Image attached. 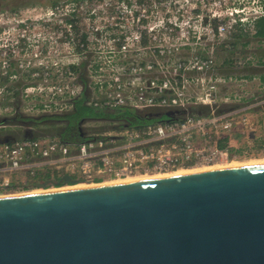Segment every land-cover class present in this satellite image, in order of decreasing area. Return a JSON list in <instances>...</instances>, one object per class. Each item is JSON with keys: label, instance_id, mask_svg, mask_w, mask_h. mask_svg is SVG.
<instances>
[{"label": "built area", "instance_id": "2783aa9c", "mask_svg": "<svg viewBox=\"0 0 264 264\" xmlns=\"http://www.w3.org/2000/svg\"><path fill=\"white\" fill-rule=\"evenodd\" d=\"M238 2L56 0L40 14L32 13L36 7L1 11L0 112H14L5 103L16 91L28 115L71 111L81 96L105 109L204 106L210 112L114 130L78 144L50 135L0 143V194L31 188L25 186L47 170L101 183L237 158L232 145L222 148L219 141L252 128L251 113L264 105L260 77L219 72L218 49L241 31L254 35L255 23L264 18L263 5L252 17ZM231 58L237 68L264 63L256 52ZM250 84L258 94L247 90Z\"/></svg>", "mask_w": 264, "mask_h": 264}, {"label": "water", "instance_id": "95a60500", "mask_svg": "<svg viewBox=\"0 0 264 264\" xmlns=\"http://www.w3.org/2000/svg\"><path fill=\"white\" fill-rule=\"evenodd\" d=\"M0 264H264V163L0 198Z\"/></svg>", "mask_w": 264, "mask_h": 264}, {"label": "trees", "instance_id": "16d2710c", "mask_svg": "<svg viewBox=\"0 0 264 264\" xmlns=\"http://www.w3.org/2000/svg\"><path fill=\"white\" fill-rule=\"evenodd\" d=\"M18 8H13L10 11H17ZM255 30L256 33L254 35H250L247 32L241 31L240 34H237L233 41H231L227 47H223L224 51L231 53H240L237 44L238 41L242 38L250 36V39H258L259 41L264 40V18H261L257 20L255 23ZM247 44V43H246ZM252 43H249V45H246L247 48L244 49V52L240 53V55L246 54L248 52H258L264 57V54L260 51L263 49V47L258 46L257 50L250 51ZM235 56V55H233ZM231 56V57H233ZM231 57H225L221 59L220 69L221 68H234L237 70H248L251 69L257 70V69H264V63L262 67H245V68H237L234 65V59ZM228 74V73H227ZM248 77H253V75H250ZM259 77L264 81V74H259ZM19 92L16 91L14 96H11L12 98H15L13 101L7 100V105L14 106V112L11 114H7L3 117H0V128H4L5 126H14L21 129V134L19 138L15 137H6L0 139V143H3L5 139H9L10 143L17 139H37L43 137L45 134L38 133V129L40 126H53L55 130L53 132L48 131V135L50 136H57L60 139H62L64 142L69 144H78L81 142H84L88 139H91L96 136H101L105 134H95V133H89L85 132V130L82 129L83 122L87 120H105L115 123L114 130H121L127 127H141L143 125H146L148 123L153 122H159L163 119L171 118V116L167 115L165 112L169 110H149L145 112H140L133 110L131 108H118V109H105V108H98L94 107L92 105H88L86 103L87 97L81 96L80 98L75 100L74 108L71 111L64 112V113H43L38 115H28L20 110V100L18 99ZM10 97V98H11ZM176 111V110H175ZM179 111L178 114L175 115V119H182L185 117L186 114L191 115H207L210 110L207 107L199 106V107H190L188 110H177ZM163 112L160 116H150L148 114H158ZM90 134V135H89ZM219 145L222 148L228 147L229 145V138L226 137L224 139H221L219 141ZM230 150L232 152H239L238 149L231 147ZM233 156V153L231 154ZM55 172H45L46 176L45 179H50L51 173H54L53 183L56 184L57 187H61L65 184V182L58 183L60 178L62 177V174ZM29 184V183H28ZM34 186L37 184L31 183ZM25 187H29V185H26Z\"/></svg>", "mask_w": 264, "mask_h": 264}, {"label": "rangeland", "instance_id": "374dc122", "mask_svg": "<svg viewBox=\"0 0 264 264\" xmlns=\"http://www.w3.org/2000/svg\"><path fill=\"white\" fill-rule=\"evenodd\" d=\"M56 0H0V12L4 10H11L13 8H18L17 11H28V9L32 7H36L37 9L34 10L32 13L40 14L41 7L46 4H51L55 2ZM238 5L245 9V12L248 13L250 16H255L256 10H261L260 6L263 5L264 7V0H238ZM27 13V12H26ZM247 43V44H246ZM249 43H252L251 47L257 46V41L254 39H250V36L242 38L238 41L237 47L240 51V53L244 52V49L247 48L246 45H249ZM264 44H262L263 46ZM224 48L220 47L217 51V57L218 60L221 61V59L225 57H231L233 55H239L240 53H228L223 50ZM259 52V50H257ZM264 54V47L262 50H260ZM219 72L223 74H244L245 76H250L251 73H256V75L259 77V74H264V69H257L255 71H246L245 69L237 70L234 68H221L219 69ZM19 87L21 86V82L17 84ZM247 90L249 92L255 91L254 94H258V90L253 87V84H250L247 86ZM25 101H22L20 103V110L22 111L25 106ZM258 105V108L254 109L253 113H251L252 116V122L253 126L252 128L249 127H242L239 128V131L233 132L230 134V140L229 144L232 145L231 147L236 148L239 150V152H233V154L237 155V158H233V160H249V159H262L264 158V106ZM227 105H223L222 109L227 108ZM10 109V108H9ZM9 109L4 110V108H1L3 112H0V117L5 116L6 114H9ZM225 110V109H224ZM114 126L115 123L105 120H87L83 122L82 129L85 130V132L89 133H95V134H108L114 132ZM54 127L53 126H40L38 129V133H43L46 136H49L47 133L48 131L53 132ZM21 134V129L14 126H5L4 128H0V139L6 138V137H17L19 138ZM44 135V136H45ZM90 135V134H89ZM232 161V160H230ZM229 162V161H228ZM227 162V163H228ZM55 172L56 170H47L44 172H40V174L34 179V182H42L45 181V172ZM59 172V171H58ZM57 172V173H58ZM59 174V173H58ZM54 178V173H51L50 179ZM71 184H64L61 187L64 186H70ZM31 188L27 189H14L13 192L10 194H19V193H25L31 190H34L35 186L29 185ZM60 188L57 187L56 184H49L46 186V188ZM31 189V190H30ZM24 191V192H22ZM19 192V193H16Z\"/></svg>", "mask_w": 264, "mask_h": 264}, {"label": "bare ground", "instance_id": "6f19581e", "mask_svg": "<svg viewBox=\"0 0 264 264\" xmlns=\"http://www.w3.org/2000/svg\"><path fill=\"white\" fill-rule=\"evenodd\" d=\"M263 163H264V158L249 159V160H232V161H229L228 163L224 162V163H216V164L208 165V166L198 165V166H194L190 168H183V169H179L174 172H171V173H151V174L130 176V177H125V178L110 179V180H106L101 183H89L85 181H78V183L71 184L70 186L60 187V188H56V187L43 188V187L37 186V187H34L36 189L34 190L30 189L31 191H28L25 193L16 192L19 194H10V193L0 194V198L8 197V196L24 195V194H37V193H45V192H52V191L71 190V189H76V188H86V187L118 184V183L132 182V181L157 179V178L170 177V176H176V175H186V174H193V173L219 170V169H228V168H235V167L257 165V164H263Z\"/></svg>", "mask_w": 264, "mask_h": 264}, {"label": "crops", "instance_id": "0c3cea01", "mask_svg": "<svg viewBox=\"0 0 264 264\" xmlns=\"http://www.w3.org/2000/svg\"><path fill=\"white\" fill-rule=\"evenodd\" d=\"M256 41L258 42L257 43V46L255 47H251V48H253L254 50H257V47L258 46H261V47H264V45L262 46V44H264V40H262V41H259L258 39H256ZM257 54H259V55H261L259 52H256ZM262 56V55H261ZM263 57V56H262ZM256 70V69H255ZM255 70H253V69H251L250 71H255ZM246 71H248V70H246ZM250 75H253V76H257L256 75V73H251ZM264 106V105H263ZM263 106H261V107H263ZM258 108V106H256V109ZM255 111V110H254Z\"/></svg>", "mask_w": 264, "mask_h": 264}]
</instances>
